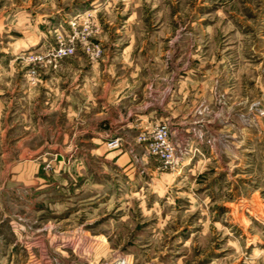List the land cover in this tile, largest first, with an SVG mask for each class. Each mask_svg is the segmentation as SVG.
<instances>
[{
    "label": "rangeland",
    "instance_id": "obj_1",
    "mask_svg": "<svg viewBox=\"0 0 264 264\" xmlns=\"http://www.w3.org/2000/svg\"><path fill=\"white\" fill-rule=\"evenodd\" d=\"M145 101L139 157L96 140L101 107ZM159 122L171 169L146 150ZM123 148L132 177L101 159ZM3 214L4 264H264V0H0Z\"/></svg>",
    "mask_w": 264,
    "mask_h": 264
},
{
    "label": "crops",
    "instance_id": "obj_2",
    "mask_svg": "<svg viewBox=\"0 0 264 264\" xmlns=\"http://www.w3.org/2000/svg\"><path fill=\"white\" fill-rule=\"evenodd\" d=\"M113 46H115V45H113ZM115 58H116L115 56H111L110 61H112ZM116 78H118V77H116ZM130 89H132V87H130ZM130 89L129 88L126 89L125 93L128 92ZM118 93L123 94L124 91L117 90L116 94H118ZM123 98H125V97L120 98V96H119L118 100H115V102H116L115 106L118 107V105H122V104L118 103V101L120 99H123ZM115 106L106 105L105 107H101L99 112H96V114H94L96 117L102 116V115L106 116V115H109L110 113L117 115L115 120H113V124L111 125V130H112L111 134L110 135H107V134L106 135H100V134L96 135V137H97L96 140L99 141V143H102V141L105 138H107L108 136L109 137H115L116 136V137L120 138L121 142L124 143L128 147L129 150H132L135 153H137V155L139 157L138 150L140 147L134 141V137L137 134V130H139L140 128L145 129L147 126L150 125L151 120L154 119V117H155V112H157V111L159 112V110H156L154 101H153V103H149V102L145 101V102H140L139 104H137V106H134L133 110L128 109L127 111H125V114H123V116H121L118 113L119 109H115L116 108ZM118 108H120V107H118ZM163 111L167 112L165 109ZM166 115L170 119L175 118L172 115H170L169 113H166ZM110 154H112V155H110ZM129 154H130L129 151H127L126 149L123 148V149H119V150L112 152V153L110 152L109 154L102 156L101 159L104 160V162H110L112 160L113 161L112 164H114L119 169H121V173H125L127 176L131 175V177H132L131 170L129 171V169L131 167V161L130 160H132V159L130 158ZM62 155H63V157H65L67 155V153L65 151L59 150L57 153V156L62 157ZM135 157L137 158V156L133 155L132 158L135 159ZM143 158H146L145 154H140V159H143ZM129 173H130V175H129ZM78 187H82V186H78ZM44 191H46V190H43V192ZM67 196H68L67 198L62 200V198H60L58 194L56 195V197L60 198L62 201H65V202L67 201V204L70 207L74 206V207L80 208L82 206L85 207L87 204L89 206L92 205V202L89 201L91 199H88V200L84 199V198H86L85 196L84 197L75 196L74 192H72L71 194L67 193ZM77 198H78V201H75V205H73V204L70 205L71 202H74V200ZM83 210H84V208H81L78 211H83ZM3 217H4V222H0V224H2L0 226V264H4L5 257H7V255H8L7 254L8 251H10V248L14 245V242L17 243V240H18L17 236H19L18 230H22L20 228V225H17V223L15 221V220H18L17 218L13 217L12 215H6V214H3ZM6 234L8 235V240H10V242H11V246L10 245L7 246V250L3 251V249H1V248H3V246L7 242ZM40 234H41V235H39L40 238L45 237L44 239H46V237H49L48 232L40 233ZM22 236L25 238L27 236V234L24 232ZM12 241H14V242L12 243ZM18 243L22 244L20 242H18ZM41 247L44 248L42 252L45 253V250H47V252H48V249L46 247H44V246H41ZM23 248H24V246H23Z\"/></svg>",
    "mask_w": 264,
    "mask_h": 264
},
{
    "label": "built area",
    "instance_id": "obj_3",
    "mask_svg": "<svg viewBox=\"0 0 264 264\" xmlns=\"http://www.w3.org/2000/svg\"><path fill=\"white\" fill-rule=\"evenodd\" d=\"M74 52L73 45L59 44L55 51V57L70 56ZM169 126L165 122H159L154 125L150 135L149 142L146 144L147 153L156 159L164 169H171L176 164L174 146L170 140ZM146 139H142L145 141ZM118 139L108 143L111 148L117 147Z\"/></svg>",
    "mask_w": 264,
    "mask_h": 264
}]
</instances>
